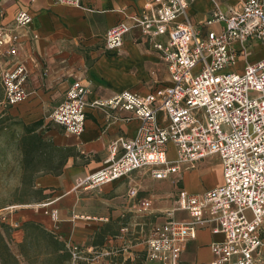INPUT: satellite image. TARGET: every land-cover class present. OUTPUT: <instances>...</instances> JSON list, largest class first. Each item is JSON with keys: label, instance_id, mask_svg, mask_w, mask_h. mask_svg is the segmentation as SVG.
Here are the masks:
<instances>
[{"label": "built area", "instance_id": "1", "mask_svg": "<svg viewBox=\"0 0 264 264\" xmlns=\"http://www.w3.org/2000/svg\"><path fill=\"white\" fill-rule=\"evenodd\" d=\"M191 1L147 0L128 20L117 21L105 31L109 51H118L124 35L133 29L150 39L167 69L168 84L144 94L123 90L90 100V86L76 77L47 118L75 136L84 130L87 106L104 109L107 117L112 116L107 110L113 109L129 112L126 120L137 119L135 134L112 139L102 164L76 177L74 185L97 189L127 178L126 194L137 212L147 211L152 201L138 198L135 175L166 179L207 155L219 156L221 183L201 193L177 190L175 207L166 210L145 237L141 264H181L188 241L205 227L221 237L208 244L212 257L194 264H264V57L245 62L241 72L231 68L238 59L248 58L254 42L264 41V0H236L227 8L211 0L207 17L198 24L188 14ZM56 2L79 4V0ZM3 15L0 5L2 102L14 106L29 96L30 69L18 54L19 30L32 18L20 10L13 25L4 26ZM50 203L46 199L34 207L60 221L58 208ZM175 210L187 216L177 217ZM70 217L88 218L75 212ZM66 246L70 264L80 260L101 264L109 254L84 250L72 241Z\"/></svg>", "mask_w": 264, "mask_h": 264}, {"label": "crops", "instance_id": "2", "mask_svg": "<svg viewBox=\"0 0 264 264\" xmlns=\"http://www.w3.org/2000/svg\"><path fill=\"white\" fill-rule=\"evenodd\" d=\"M146 1L79 0V4L76 5L60 3L56 0H0V5L4 9L1 25L12 26L14 17L20 10L29 13L32 18L29 25L19 30L21 36L18 59L24 60L30 69L26 83L29 96L23 102L30 99V103L27 102V104L29 103V107L33 110L36 103L43 100L52 109L63 99L66 87L76 77L80 78L83 84L90 86L91 93L88 97L90 100L107 98L123 90L144 94L155 87L168 84L169 74L158 51L152 46V41L138 29H133L124 35L122 46L118 51H109L104 45V35L107 28L117 21L128 20V16L142 7ZM193 2L194 0L189 3L188 10ZM211 7L212 1L205 8V17L202 19L193 18L196 11H193L192 15L188 13L191 21L194 24L201 23L207 17ZM80 41L85 44V46L80 45L84 48L81 51L76 49V44H79ZM99 43L101 46L97 47L96 44ZM145 43L148 44L149 48H143L142 44ZM158 59L161 61L164 75L160 81L157 80L154 71L151 70ZM42 61L45 62L46 66ZM149 73L152 77L155 76L154 83L145 87L142 85V79L151 78ZM138 84L142 86L139 87ZM41 85H46L49 90L45 93ZM107 111L111 112L112 116L107 117L104 109L87 106L84 130L79 136L74 135L78 141H62L60 143L74 146L79 153L67 159L61 173H41L35 176L34 188L42 189L43 198L33 203L13 205L23 208L6 217L7 223L14 227L11 236L15 243L23 239L22 223L26 220H33L41 223L47 230L54 232L65 243L72 241L84 250L108 251L103 247L96 250L91 245L93 234L100 228L98 226L111 219L107 208L100 202L101 200L105 202L113 199L111 202L117 203L122 195L127 196L128 179L121 178L104 183L97 189L74 187L76 177L86 175L102 164L107 156V146L112 139L118 136H132L136 132L137 119H124L129 115V112L113 109ZM21 114L25 120L31 118L32 115L25 111H22ZM78 157H81L83 161H76ZM218 169L221 173V169ZM186 170L188 169H181L176 174L177 182L184 181L189 176V173L184 174ZM137 177H139L138 180ZM134 178L139 186L138 198H149L152 201L151 207L140 213L147 214L158 209L164 218V212L175 207L176 192L174 196L171 194L173 196L171 205L159 209L158 206H154L156 198L153 193L140 195L145 181H157V179L147 175L144 178L135 175ZM187 180L189 181V178ZM221 181L222 176L217 179L212 187L219 185ZM190 192L194 193L193 191ZM91 193L97 195L98 199L94 198ZM46 199L51 202L50 206L58 208L61 216L60 221H53L49 215L43 212L42 208L34 207L35 203ZM128 199V210L137 212L133 205L134 200L129 197ZM72 212L86 215L88 218L72 219L70 217ZM118 214L116 213V216ZM174 215L177 217L187 216L181 210H175ZM101 216L108 217V219L99 220L98 217ZM220 237V234L212 233L208 227L199 229L197 236L188 241L186 249L181 255V264H194L198 261L209 260L210 258H202L203 253H210L208 244L213 239ZM189 248L192 257L187 259L185 253ZM121 249L126 253L125 258H134V251L131 246L126 245ZM142 257H144V248Z\"/></svg>", "mask_w": 264, "mask_h": 264}, {"label": "rangeland", "instance_id": "3", "mask_svg": "<svg viewBox=\"0 0 264 264\" xmlns=\"http://www.w3.org/2000/svg\"><path fill=\"white\" fill-rule=\"evenodd\" d=\"M216 1L219 2L223 8H227V6L231 5V3H236L234 2L236 0ZM210 2L211 0H194V2L190 5L188 13L192 15V12L196 11L193 15V18L202 19L205 17L204 10L208 5H210ZM80 45L85 46V44L80 41L79 44H76V49L80 51L84 50V48ZM142 45L143 48H149L147 43ZM96 46L99 47L101 44H96ZM263 57L264 41L254 42L253 46L250 47V54L248 58L246 60L238 59L235 66L231 68H234L237 72H241L245 62H253ZM42 62L46 66L45 62ZM152 68L151 70L154 71L157 80L160 81L163 79L164 75L160 59L157 60L156 64ZM149 76L151 78L142 79V85L145 87H148L154 83L153 79L155 76L152 77L150 73ZM142 85H139V87ZM41 87L45 93L49 90V87L46 85H41ZM2 98L3 93L0 85V222H7V216L16 213L20 209H23L21 206L15 207L13 205L33 203L40 199L41 194L35 191L34 186L32 185L34 184L35 176L45 172L44 169L34 171V169H41L38 158L29 157L27 162L24 161L19 140L20 135L23 132V124L31 123L41 118L42 124L36 127V132L41 134L43 137L51 138L57 144H60L62 141L77 142L78 139L75 138L74 135H67L63 127L48 120V112L50 111L51 107L47 105V102L43 100L38 101L35 105V109L32 110L29 107L30 99H28L26 102L10 107L6 106L2 102ZM27 102L29 103L27 104ZM22 111L32 114L31 118H28L29 120H25L21 114ZM169 157H175V152L174 149L172 150V148L169 150ZM76 161L81 162L83 159L78 157ZM24 166L27 174L29 171H32L31 181L26 180V177L24 176ZM218 168H220L219 156L217 154L207 155L206 157L196 161L194 167L184 172V174L189 173V176L184 181L182 180L177 182L176 174H172L168 178L162 180H147L145 181V185L143 186L144 188L140 195H146L151 192L156 198L154 202L155 207L158 206L160 209L162 207L164 208L166 205L170 206L174 193L182 187L184 189L187 188L186 191H193L194 193H201L205 189L212 187L217 179L221 176ZM144 177H146V175H142V178ZM188 178L189 181L187 180ZM136 179L138 180L139 177ZM91 194H93L92 196L94 198H97V195H94V193ZM171 194H173V196ZM98 195L100 194L98 193ZM111 201H113V199L105 202L101 200L100 203L104 205L105 208H107V212L110 213L111 219L98 227H104L108 225L111 228L110 231L113 233L105 236L102 245H98L94 249L100 250L102 247L106 248L109 251V254H107L109 256L111 255L112 251H117L118 248L129 245L134 251V258L132 260H139L143 255L144 240L148 231L154 223L163 220V214L159 212L160 210L158 209H154L152 212L147 214L128 210L127 205L129 204V199L125 194L122 195L117 203H112ZM11 206L13 207L10 208ZM116 213L119 214L116 216ZM247 216H251L249 212L247 213ZM0 232L4 237V227L1 225ZM262 239L264 240V232L262 234ZM3 244V241L0 240V253L3 252ZM11 247L14 251L17 250V247L13 241H11ZM261 248L264 251V245ZM122 253L124 257L126 253H124V251H122ZM210 254L211 253L209 252L203 253L202 258H211L212 255ZM185 257L187 259L192 257L190 248L187 249ZM110 263L111 259L106 257V255L101 260V264ZM20 264L28 263L22 260Z\"/></svg>", "mask_w": 264, "mask_h": 264}, {"label": "trees", "instance_id": "4", "mask_svg": "<svg viewBox=\"0 0 264 264\" xmlns=\"http://www.w3.org/2000/svg\"><path fill=\"white\" fill-rule=\"evenodd\" d=\"M40 124H42L41 118L23 124V132L19 140L24 161L27 162L29 157H36L40 161L41 169H34V171L44 169V173L59 174L67 159L79 152L72 145L57 144L51 138H45L37 133L36 127ZM23 170L26 180L31 181L32 171L27 174L25 166ZM34 190L41 194L40 198L44 197L42 189L34 188ZM0 225L4 227V237L0 232V240L4 243L3 252L0 253V264H20L22 260L28 264H70L71 256L66 243L59 239L54 232L44 228L41 223L33 220L24 221L21 225L24 236L22 241L18 243L13 241L10 234L14 227L7 222H0ZM110 229V226L106 225L96 230L91 238V245L94 247L101 246L105 236L113 233ZM11 241L15 243L16 251L12 249ZM106 257L111 259L110 264H141L143 260V257L136 261L130 257L124 258L121 248L111 252L109 256L106 255ZM78 264L96 263L80 260Z\"/></svg>", "mask_w": 264, "mask_h": 264}]
</instances>
